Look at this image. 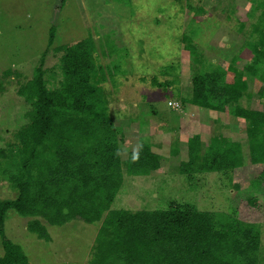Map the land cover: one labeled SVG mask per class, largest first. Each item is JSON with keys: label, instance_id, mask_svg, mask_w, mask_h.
I'll return each mask as SVG.
<instances>
[{"label": "trees", "instance_id": "obj_1", "mask_svg": "<svg viewBox=\"0 0 264 264\" xmlns=\"http://www.w3.org/2000/svg\"><path fill=\"white\" fill-rule=\"evenodd\" d=\"M65 2L61 0L57 9ZM53 28L50 46L56 33ZM250 35L253 41L249 46L245 42L244 48H250L252 57L242 68L243 50L232 53L225 67L202 55L195 58L194 38L182 36L195 68L188 101L223 113L234 104L233 114L247 124L246 145L223 134L212 136L207 144L199 134L189 137L188 159L179 165L182 174L225 173L243 167L247 155L248 164L264 166V106L249 109L241 103L252 78L262 84L258 93L264 102V24L255 26ZM104 39L101 54L112 57L110 63L101 60L96 40L89 35L54 47L59 62L53 69L44 64L47 50L43 63L18 91L30 108L28 122L16 132L17 143L0 148L1 178L14 191L13 197L0 198L4 249L0 264H32L22 246L6 235L10 211L29 218L28 229L41 239L50 238L48 224L77 219L101 223L88 264H260L261 228L238 218L235 211H201L175 201L166 209L111 210L124 174L158 170L163 153L160 144L149 141L123 158L120 130L104 83L116 74H126L128 68L114 54L117 38L106 35ZM144 44L139 42L141 53ZM166 67L169 72L175 68ZM152 81L170 85L159 82L157 76ZM170 152L178 155L177 143ZM263 181L264 167L251 187L257 190Z\"/></svg>", "mask_w": 264, "mask_h": 264}, {"label": "rangeland", "instance_id": "obj_2", "mask_svg": "<svg viewBox=\"0 0 264 264\" xmlns=\"http://www.w3.org/2000/svg\"><path fill=\"white\" fill-rule=\"evenodd\" d=\"M60 2L0 0V148L17 143V130L28 122L30 105L18 91L43 63L47 50L44 64L53 69L59 62L54 47L93 35L101 60L108 64L113 58L102 56V43L106 35L117 38L122 45L114 42V54L128 69L114 80L109 78L104 86L120 130L123 158L149 141L160 144L163 155L160 168L150 174H124L111 210L166 209L175 201L201 211H235L238 218L260 226L259 257L264 264V181L257 190L251 187L264 166L248 164L247 155L243 167L225 173L189 176L179 172L180 163L188 159V139L195 134L206 144L217 134L245 145L247 141V124L233 114L234 104L219 115L188 101L195 68L182 36L194 38L195 58L202 55L225 67L232 53L243 50L242 68L252 57L245 42L249 46L253 41L249 34L264 24V0H66L57 9ZM52 27L56 33L50 46ZM142 40L145 51L141 53ZM168 65L175 66L172 72ZM154 76L170 85H155ZM261 85L258 79L249 80L243 106L263 108L258 93ZM170 101L181 102L182 108L172 107ZM175 143L178 155L170 152ZM13 196L0 174V198ZM250 198L257 203L253 205ZM28 219L8 212L5 231L22 246L32 264H88L101 223L77 219L48 224L50 238L41 239L28 229ZM3 253L0 234V256Z\"/></svg>", "mask_w": 264, "mask_h": 264}, {"label": "built area", "instance_id": "obj_3", "mask_svg": "<svg viewBox=\"0 0 264 264\" xmlns=\"http://www.w3.org/2000/svg\"><path fill=\"white\" fill-rule=\"evenodd\" d=\"M169 103L172 105V107H174L176 109H180L182 106L179 101H170Z\"/></svg>", "mask_w": 264, "mask_h": 264}, {"label": "crops", "instance_id": "obj_4", "mask_svg": "<svg viewBox=\"0 0 264 264\" xmlns=\"http://www.w3.org/2000/svg\"><path fill=\"white\" fill-rule=\"evenodd\" d=\"M212 62H215V61H212ZM181 103V102H180ZM181 105H182V103H181ZM181 108H182V106H181ZM201 108V107H200ZM202 109H205V108H202ZM215 111V110H214ZM216 113H218L219 115H221V113L223 114V112H219V111H215ZM225 113H227V112H225ZM248 165V164H247ZM253 165V164H252ZM259 165V164H258Z\"/></svg>", "mask_w": 264, "mask_h": 264}]
</instances>
